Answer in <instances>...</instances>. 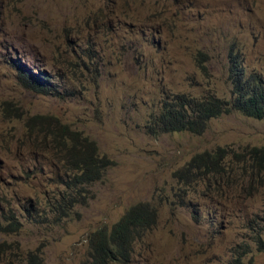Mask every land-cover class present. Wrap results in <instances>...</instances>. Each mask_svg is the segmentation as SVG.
I'll list each match as a JSON object with an SVG mask.
<instances>
[{
	"label": "rangeland",
	"instance_id": "rangeland-1",
	"mask_svg": "<svg viewBox=\"0 0 264 264\" xmlns=\"http://www.w3.org/2000/svg\"><path fill=\"white\" fill-rule=\"evenodd\" d=\"M235 72L264 84V0H0V264H93L90 235L139 203L158 218L127 264H264V193H244L250 177L220 195L174 177L197 154L264 147V119L222 115L201 136L145 128L169 96L233 101ZM57 125L114 162L67 216L51 209L68 193L47 137Z\"/></svg>",
	"mask_w": 264,
	"mask_h": 264
},
{
	"label": "trees",
	"instance_id": "trees-1",
	"mask_svg": "<svg viewBox=\"0 0 264 264\" xmlns=\"http://www.w3.org/2000/svg\"><path fill=\"white\" fill-rule=\"evenodd\" d=\"M234 67L238 71L236 62ZM20 76L29 89L43 94L53 93L49 82L42 77L23 71H20ZM233 84V101L212 95L194 98L179 94L165 98L159 111L150 116L145 127L147 134L158 136L188 132L201 136L211 120L234 112L264 119V84L261 80L252 75L238 79L235 72ZM57 126L47 137L51 150L61 157L66 171L65 190L68 193H63L51 209L55 214L63 212L62 216H67L76 204L85 203L90 192L87 187L101 180L114 162L107 156H100L97 144L82 133L71 130L67 125ZM229 152H233L241 161L227 162ZM238 172L241 177L251 178L248 186L243 188L244 193H264V147H250L245 154L221 147L212 152H203L178 169L174 177L190 192L196 191L197 184L204 180L205 193L220 195L236 183L237 180H233L232 176ZM230 175L232 183L229 181ZM157 218V212L150 204L139 203L132 206L110 230L94 231L89 238L92 263L127 264L134 245L152 229ZM0 230L5 228L0 227ZM27 264H41V259L38 255H31ZM231 264L243 263L235 259Z\"/></svg>",
	"mask_w": 264,
	"mask_h": 264
}]
</instances>
